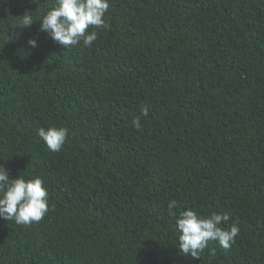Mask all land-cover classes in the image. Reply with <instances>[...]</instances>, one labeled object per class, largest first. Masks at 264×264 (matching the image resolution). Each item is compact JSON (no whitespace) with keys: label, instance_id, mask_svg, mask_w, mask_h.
Returning a JSON list of instances; mask_svg holds the SVG:
<instances>
[{"label":"trees","instance_id":"1","mask_svg":"<svg viewBox=\"0 0 264 264\" xmlns=\"http://www.w3.org/2000/svg\"><path fill=\"white\" fill-rule=\"evenodd\" d=\"M55 2L0 0V165L49 193L38 223L0 218V264H264V0H109L67 49L38 31ZM185 209L227 213L234 243L180 253Z\"/></svg>","mask_w":264,"mask_h":264},{"label":"clouds","instance_id":"2","mask_svg":"<svg viewBox=\"0 0 264 264\" xmlns=\"http://www.w3.org/2000/svg\"><path fill=\"white\" fill-rule=\"evenodd\" d=\"M109 0H56L55 4L39 20V32L46 33L48 38L64 48L78 45L90 47L97 40L95 29L106 28V12ZM23 28L30 27L33 16L25 13L20 17ZM89 29H93L89 31ZM31 48L38 46L36 39L27 41ZM148 115L147 106H141L139 115L132 117V125L137 130L141 127V117ZM38 137L51 152H59L66 143L69 129L64 126L40 127ZM49 193L43 178L37 176L25 179L19 175L10 179L9 172L0 165V218L14 221L18 225L38 223L49 210ZM177 202L168 203L169 214L173 212ZM230 216L225 212H212L207 216L198 214L192 209L181 211L175 221L178 233V249L185 256L200 259L201 253L209 241L228 249L239 234L236 223L225 230L222 223H227Z\"/></svg>","mask_w":264,"mask_h":264}]
</instances>
